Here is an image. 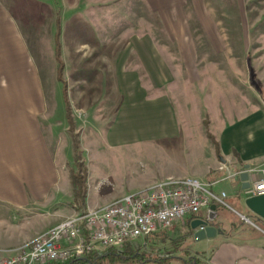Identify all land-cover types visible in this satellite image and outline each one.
<instances>
[{"label":"rangeland","instance_id":"1","mask_svg":"<svg viewBox=\"0 0 264 264\" xmlns=\"http://www.w3.org/2000/svg\"><path fill=\"white\" fill-rule=\"evenodd\" d=\"M0 3L19 29L32 77L25 104L17 107L19 114L10 107V117H31L57 172L56 195L45 188L46 199L29 204L33 212L18 214L19 222L29 215L23 225L30 236L139 192L151 180H171L165 177L185 164L179 162L186 149L201 145L218 155L226 117L264 108V0H188L181 10L177 0ZM182 18L194 39L196 73L183 68L185 59L167 38L178 34L168 21ZM199 19L211 21L226 52H216ZM71 174L82 181L83 202L74 200ZM225 202L217 207V221L240 225V208ZM167 236L134 242L153 259L176 252L169 242L176 236ZM178 244L185 258L201 248L189 238ZM9 246L3 256L25 245L12 250L15 245L0 240V249Z\"/></svg>","mask_w":264,"mask_h":264},{"label":"crops","instance_id":"2","mask_svg":"<svg viewBox=\"0 0 264 264\" xmlns=\"http://www.w3.org/2000/svg\"><path fill=\"white\" fill-rule=\"evenodd\" d=\"M187 1L177 0L176 8L181 10ZM198 21L207 29V38L216 52L219 54L226 52L223 41L211 21L209 19ZM168 22L178 27V34L167 38L177 46L178 57L185 59L186 62L182 63L183 68L187 65L190 73H196L194 62L197 55L187 19ZM30 78L32 77L26 46L12 15L0 3V240L15 245L11 247L12 250L30 243L39 233L33 232L30 236L32 232L27 231V234V229L25 230L27 226L23 225V220H28L29 215L24 214L21 217L23 220L19 222L18 214L33 212L29 204L42 202L48 192L51 195V192L56 191L54 188L57 184V172L45 150L40 132L35 129L36 125L32 124L31 117L28 119L10 117V107L13 112L19 114L17 107L25 104L26 83ZM165 109L163 107L166 117L169 111ZM225 120L219 131L218 155L216 151L210 154L208 150L203 151L201 145L186 149L187 151L183 152L184 156L180 154L179 162L182 163L184 160L185 164L174 167V171L165 178L173 180L195 178L213 184L212 190L215 193L225 192L226 199L240 208L235 213L240 216V225H233L229 221L219 224L215 220V226L220 230L215 237L196 241L191 235L187 236L186 238L195 240L201 248L192 256L185 258L180 256L177 247L179 241L190 232V225L188 226L187 223L205 218L189 217L177 223L172 230L154 233H161L167 241L168 234L176 236L174 240L169 239L170 245L174 246L176 252L155 255L152 258L161 260L151 261L152 263L264 264V221L257 219L245 207V196L240 179H227L229 174L243 172L245 165L255 170L264 168V108L253 109L246 114V117H226ZM238 159L241 164L238 163ZM48 175L50 181L49 185H46ZM252 177L256 176L252 175ZM155 182L156 180H151L142 188H137V191L140 192L157 184ZM45 188L48 189L47 193ZM216 210L206 212L209 216L215 215L218 219ZM243 217L249 221L242 220ZM6 248L0 251L10 250V246ZM0 254L3 256L4 253L0 252Z\"/></svg>","mask_w":264,"mask_h":264},{"label":"built area","instance_id":"3","mask_svg":"<svg viewBox=\"0 0 264 264\" xmlns=\"http://www.w3.org/2000/svg\"><path fill=\"white\" fill-rule=\"evenodd\" d=\"M241 173L229 174L227 179H239ZM247 173L245 199L264 195V168L249 169ZM212 186L195 178L159 182L65 219L13 255L0 256V264H65L170 230L179 221L210 211L211 205L227 206L226 193H215ZM242 220L248 221L244 217Z\"/></svg>","mask_w":264,"mask_h":264},{"label":"trees","instance_id":"4","mask_svg":"<svg viewBox=\"0 0 264 264\" xmlns=\"http://www.w3.org/2000/svg\"><path fill=\"white\" fill-rule=\"evenodd\" d=\"M56 45H57L56 47L59 48V44L57 43ZM58 55L59 54H57V57ZM236 154L237 153H235V156ZM77 159L78 158L75 156L74 161L75 160L77 161ZM238 163L241 164L240 159H238ZM71 186H72L74 200L83 202L85 198L84 196L85 192H83L82 190L83 184L82 181L79 179V177L75 174H71ZM217 207L218 206L216 205V209ZM83 213H85V211L82 212V214ZM187 225L189 226L190 222H188ZM189 235H191L190 232H188V234L185 235V238ZM120 247L122 250H119L118 249L119 247L108 248L100 252L90 253L82 259L70 261L65 264H143L148 261L161 260L156 258L153 259L147 258L146 255L144 253H141L140 251L143 250L145 246L136 245L134 241L124 243Z\"/></svg>","mask_w":264,"mask_h":264},{"label":"water","instance_id":"5","mask_svg":"<svg viewBox=\"0 0 264 264\" xmlns=\"http://www.w3.org/2000/svg\"><path fill=\"white\" fill-rule=\"evenodd\" d=\"M248 170L249 165H245L244 171L239 177L242 183V190L249 187ZM244 205L257 219L264 221V195L246 198L244 200ZM215 208V205H211L210 210L214 211ZM215 220H218L215 215L192 220L190 222V233L193 239L199 241L215 237V235L220 232L215 226ZM247 220L249 221V219Z\"/></svg>","mask_w":264,"mask_h":264}]
</instances>
